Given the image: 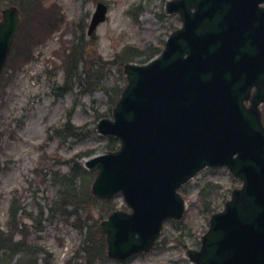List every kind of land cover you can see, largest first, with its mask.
I'll list each match as a JSON object with an SVG mask.
<instances>
[{
	"label": "water",
	"instance_id": "1",
	"mask_svg": "<svg viewBox=\"0 0 264 264\" xmlns=\"http://www.w3.org/2000/svg\"><path fill=\"white\" fill-rule=\"evenodd\" d=\"M264 0H178L183 27L145 66L127 65L128 85L97 131L120 141L114 153L89 159L92 192L120 193L131 214L102 223L108 255L117 260L152 248L163 221L180 219L176 190L205 167H226L242 181L223 212L212 216L196 264H264ZM98 4L88 35L105 20ZM19 20L0 23V73ZM255 88L251 96V90ZM249 101L248 109L244 102Z\"/></svg>",
	"mask_w": 264,
	"mask_h": 264
},
{
	"label": "rangeland",
	"instance_id": "2",
	"mask_svg": "<svg viewBox=\"0 0 264 264\" xmlns=\"http://www.w3.org/2000/svg\"><path fill=\"white\" fill-rule=\"evenodd\" d=\"M98 1L107 6V19L88 40L86 31L95 1L8 2V6L23 8V12L35 4L40 12L45 13L44 9H47L58 16L45 29V36L29 41V48L27 46L24 58L20 60L16 58V50L21 49L24 33L41 29L33 27L30 16L24 14L27 28L22 29L21 25L0 80V225L7 224L8 208L16 202L15 210L22 209L19 210L22 225L14 233L21 232L12 236L8 231L9 243L15 244L12 246L14 251L8 252V259L15 262L20 256L15 264H19L27 253L36 258L37 264H63L74 256L75 251L83 259L81 264L92 261L83 249L93 244L102 245L99 227L107 217L104 215L100 220L106 203L97 202L91 210L74 213L58 212L56 207L52 214L51 203L57 199V189L49 184V177L44 187L42 184L37 187L32 168L46 169L47 175L52 171L66 173L73 161L84 164L86 160L80 156L107 152V138L96 133V124L101 119H111V104L115 99L112 91H122L126 85L120 79L123 73L116 57L122 49H136L143 54L135 58L134 63L143 64L147 61L145 53L161 51L168 36L182 24L177 14L166 13L169 0ZM4 7L6 3L1 2L0 10ZM79 22L85 23V28L74 31L79 58L69 70L72 76H67L64 59L71 37L68 30ZM258 111L264 123V104ZM49 155L50 161L46 157ZM239 187L241 183L227 169L202 170L182 192L186 206L183 222L165 223L155 249L125 263L98 258L94 264H192L188 254L201 247L211 217L209 209L215 205V213L223 210L232 191ZM112 203L117 204L118 210H129L121 196H115ZM67 214L68 222L64 221ZM73 215L86 220L90 229L85 232L78 230L79 225L71 226ZM37 222L39 226L35 229L32 223L36 225ZM22 241L25 244L15 248L16 243Z\"/></svg>",
	"mask_w": 264,
	"mask_h": 264
},
{
	"label": "trees",
	"instance_id": "3",
	"mask_svg": "<svg viewBox=\"0 0 264 264\" xmlns=\"http://www.w3.org/2000/svg\"><path fill=\"white\" fill-rule=\"evenodd\" d=\"M6 3L8 4V2ZM24 14L25 15L28 14L30 16V20L33 21L34 23L33 27H41V29H39L35 33H31V34L26 33L23 35L21 49L19 48L18 50H16V58L18 56V59L20 60L24 58L23 52L26 51L27 46L29 45V41L36 40L39 34L50 25V20L47 21L42 18L49 19L48 17H50L51 12L42 13L40 12L38 6L32 4L29 8L24 10V12H21V16H23ZM33 14L38 15V17L35 18ZM24 24H27L25 20H23V25ZM68 50H69V54L66 55V59H64V63L67 67L66 72L70 73L69 70L71 69L73 62L79 58L80 50L76 47V42L70 44ZM158 51L159 50H150L149 53H145L146 59L148 60L149 58L154 56ZM142 54L143 53H140L136 49L129 48L126 51L124 50L120 55H118L116 59L118 60L120 68H123V65L125 63L132 62L135 58L141 57ZM94 65L96 67H101L98 64H94ZM120 79L125 84V79L123 78V76H121ZM98 84H100V81ZM112 92L115 94V99L112 101L111 105L114 106L117 99L120 96L121 90H117L116 92L112 91ZM116 147H117L116 140L110 138L108 145L106 147L107 150L114 151ZM67 169L68 171L66 173H56L53 171L50 173L52 185L58 189V201H55V203L59 204L60 211H66L68 207H74L76 210L84 209L85 207H93L98 202L94 197H92L90 193V186L94 179V174L86 171L78 161L75 162L73 161L72 165L70 167H67ZM46 178H47V174H44L43 178L39 179L37 184L42 183V185H44L46 183ZM103 203H106L107 205L106 207L103 206L104 210L101 216L104 217V215H108L112 213L116 205L112 202H103ZM207 206H209V204ZM17 211L18 210L13 211V209H11L10 206L9 215L11 216V218H13V221L16 218ZM213 211L214 209L210 208L208 214H212ZM13 221L11 222L7 218V224L2 228V230L4 231L0 232V264H10L11 261V258L8 259V252H10V246H11L8 240V230L10 225L13 223ZM75 222L78 223L79 220L77 219ZM93 249L94 246H92V251ZM85 251L86 253H89L88 249H85ZM92 251L90 252V255L92 254ZM103 255H104V248L103 245H101V248L99 250V257L102 258Z\"/></svg>",
	"mask_w": 264,
	"mask_h": 264
}]
</instances>
